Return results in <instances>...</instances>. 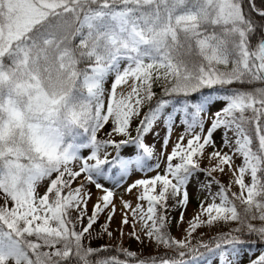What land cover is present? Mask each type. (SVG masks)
Listing matches in <instances>:
<instances>
[{
    "label": "snow or ice",
    "instance_id": "1",
    "mask_svg": "<svg viewBox=\"0 0 264 264\" xmlns=\"http://www.w3.org/2000/svg\"><path fill=\"white\" fill-rule=\"evenodd\" d=\"M205 254L264 264V0H0V264Z\"/></svg>",
    "mask_w": 264,
    "mask_h": 264
},
{
    "label": "rangeland",
    "instance_id": "2",
    "mask_svg": "<svg viewBox=\"0 0 264 264\" xmlns=\"http://www.w3.org/2000/svg\"><path fill=\"white\" fill-rule=\"evenodd\" d=\"M135 123H136V122L134 121V122H133V127L135 126ZM178 133H179V129H177V133H176V134H178ZM175 138H176V137H175V135H174V136H173V139H175ZM117 139H120V137H117ZM147 139H148L149 142H151L152 137L149 136ZM217 142H219V141H217ZM156 148H157V150H159V148H160V144H159V143L156 144ZM209 151H210V149H209ZM87 154H88L87 152H84V155H87ZM125 154H127V151H125ZM240 162H241V161H240L239 159H237L236 163L239 164ZM138 174H139V173H135V174L132 176L133 179H134L135 176L137 177ZM153 174H154V173H149L148 175L150 176V175H153ZM220 178H221L225 183H227V181H228V177H227V176H222V177H220ZM133 179L131 178V180H129L128 183H131ZM200 179L203 180L204 177L201 176ZM101 182H103V181H101ZM195 183H196V182H195V180H194V181H193V184L190 186V189H189L190 191H194V189H195ZM125 186H126V185H125ZM43 190H44L43 188H41V189L39 190V191L41 192V194H42ZM94 190H95V189L92 188V191H93V194H94V195H93V200L89 202V214H90V211H91L92 203L95 202V194H96V193H95ZM213 190H215V189H213ZM234 190H235V189H234ZM121 191H123V189H121ZM117 195H119V193H118ZM131 198H132V199H131ZM125 199H131V200H133V203H135V201H134V197H133V196H125ZM169 203H171V201H170ZM196 206H197L196 200L193 199L192 202L190 203V205H189L188 208H187V212H186L185 219H188V218H190V217L193 215V211H194V209L196 208ZM117 207L119 208V200H117ZM171 216H172V227H171V233H172V235L179 237V236L181 235V232H180V231H177V228H176V226H175L176 220H177L178 217H179V210H176V211L172 212V213H171ZM105 219H106V216H101V218H100V223H103ZM101 220H102V221H101ZM119 220H120V219H119V212H118L117 215H116V217L114 218V221H113L114 224L112 223L111 226H110V228H111V229H115V228L118 226V225H116V224H118ZM229 226H231V224H229V225H220V226H217V227H213V228L211 229V231H208V229H206V228H201V229H199V231H198V233H197L196 235H199V232H204V233H205V237H204V238L207 239L209 236L215 234V233L218 232V231L225 230V229H227ZM94 228L98 230V228H99V224L95 225ZM125 230H126V232L129 231V230L131 231V228L126 226V227H125ZM115 243H116L115 240L109 241L108 238H107V236H105V237H104L103 239H101V240L94 241V242H93V246H96L97 244H112V245L114 246ZM193 243H195V240H193ZM124 246L130 248L131 250H137L138 252H139V250H140V245H138L134 240H128L127 238H125ZM161 250H163V249H161ZM154 251H155V246L153 245V246L145 247V248L143 249V253H142V254H147V253H149V252H154ZM104 255H107V254H104ZM247 260H248V256L245 255V256H244L245 264H247ZM195 264H216L215 255H214V254H206V255H204V256H202V257H200V258H197V260L195 261Z\"/></svg>",
    "mask_w": 264,
    "mask_h": 264
},
{
    "label": "trees",
    "instance_id": "3",
    "mask_svg": "<svg viewBox=\"0 0 264 264\" xmlns=\"http://www.w3.org/2000/svg\"><path fill=\"white\" fill-rule=\"evenodd\" d=\"M145 110H146V109H145ZM257 223H258V222H257ZM231 227H235V225H234V224H231V226H229L228 228H231ZM228 228L225 229V230H222V231H227ZM160 251H163V250H160ZM202 251H203V250H202ZM152 253H154V252H149V253H147V254H143V255L147 256L148 254H152ZM105 254H107V255H111V254H113V253H105ZM205 255H206V254H205Z\"/></svg>",
    "mask_w": 264,
    "mask_h": 264
},
{
    "label": "bare ground",
    "instance_id": "4",
    "mask_svg": "<svg viewBox=\"0 0 264 264\" xmlns=\"http://www.w3.org/2000/svg\"><path fill=\"white\" fill-rule=\"evenodd\" d=\"M139 177H140V174H138L137 177L135 176L134 179L139 178ZM132 179H133V177H132ZM134 179H133V180H134ZM130 180H131V179H130ZM94 191H95V193H96V190H94ZM131 199H132V198H131ZM119 219H120V215H119ZM101 221H102V220H101ZM113 224H114V223H113ZM116 225H118V224H116ZM125 231H126V230H125ZM129 231H130V230H129Z\"/></svg>",
    "mask_w": 264,
    "mask_h": 264
}]
</instances>
